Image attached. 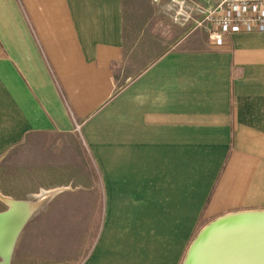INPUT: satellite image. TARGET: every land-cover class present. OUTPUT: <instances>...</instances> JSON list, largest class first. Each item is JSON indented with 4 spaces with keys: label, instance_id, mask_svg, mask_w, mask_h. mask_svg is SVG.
<instances>
[{
    "label": "crops",
    "instance_id": "obj_1",
    "mask_svg": "<svg viewBox=\"0 0 264 264\" xmlns=\"http://www.w3.org/2000/svg\"><path fill=\"white\" fill-rule=\"evenodd\" d=\"M153 1L0 0V201L45 211L37 264H182L203 223L264 211V32L154 51Z\"/></svg>",
    "mask_w": 264,
    "mask_h": 264
},
{
    "label": "water",
    "instance_id": "obj_2",
    "mask_svg": "<svg viewBox=\"0 0 264 264\" xmlns=\"http://www.w3.org/2000/svg\"><path fill=\"white\" fill-rule=\"evenodd\" d=\"M14 210L0 213V264L11 256L33 210L16 202ZM185 264H264V211L234 213L213 221L193 242Z\"/></svg>",
    "mask_w": 264,
    "mask_h": 264
},
{
    "label": "rangeland",
    "instance_id": "obj_3",
    "mask_svg": "<svg viewBox=\"0 0 264 264\" xmlns=\"http://www.w3.org/2000/svg\"><path fill=\"white\" fill-rule=\"evenodd\" d=\"M160 4L163 5L167 3H160ZM153 5H155L156 7L154 9L155 16L159 20L158 26L156 28V35H154V40L152 42V45L154 46L153 49L154 51L156 49H159L158 51L160 52L162 49L168 51V50H178V49L205 50L208 48V45L210 44V39L204 30L191 31V28L181 29L173 24L170 17L161 9L157 0L153 1ZM16 202L30 203L31 200L28 201L17 200ZM7 210L8 208L6 209L3 202L0 201V213L6 212ZM39 214L40 212H37L34 217L32 215V218L36 219L39 216H43L45 214V211L41 212L40 215ZM88 223L89 225L86 228L84 227L76 228L74 230L73 235L69 234L71 229H68L67 231L65 229H61L60 232H58L57 230L51 231V232L57 231V233L64 232L62 237L57 236L56 234V240L54 242L57 245L56 249L58 250L55 251L57 254L55 258L51 259L52 261L55 260V262H64L70 257L69 255L72 252L73 255L77 254V257L81 258V256L82 257L84 256L86 250H88L94 243L100 228L99 227L100 222L98 221L97 217L91 219ZM210 224L212 223L203 226L204 225L203 223L202 227L197 231L196 237L192 241L182 264L186 263V260L188 258V253L192 247L193 242L196 240L198 235ZM26 225L24 226V228L26 227ZM31 225L32 223L29 224L25 232H23L24 228L20 232L11 256L10 264H37L38 261L34 260V258L36 257L34 253L35 250L34 247L38 246V244L41 243V246L45 245L48 248V250L51 248V247L49 248V245L51 244L49 243L48 225H46L45 227L43 226L34 227V231L28 236L29 237L28 240L27 238L25 239V242L24 240H22V238L28 233L29 229L32 227ZM27 242L28 245L26 244ZM23 246H26V249H24ZM70 249L71 251H69ZM42 250L47 251V249L45 248H42ZM50 251L53 252V250ZM66 254L67 256H65Z\"/></svg>",
    "mask_w": 264,
    "mask_h": 264
},
{
    "label": "built area",
    "instance_id": "obj_4",
    "mask_svg": "<svg viewBox=\"0 0 264 264\" xmlns=\"http://www.w3.org/2000/svg\"><path fill=\"white\" fill-rule=\"evenodd\" d=\"M256 3L264 1L219 0L216 6H204L197 0H170L160 7L175 26L204 30L211 41L219 42L232 34L264 32V10L255 9Z\"/></svg>",
    "mask_w": 264,
    "mask_h": 264
},
{
    "label": "bare ground",
    "instance_id": "obj_5",
    "mask_svg": "<svg viewBox=\"0 0 264 264\" xmlns=\"http://www.w3.org/2000/svg\"><path fill=\"white\" fill-rule=\"evenodd\" d=\"M16 207H17V203H14V201H9L8 208L10 210H14V209H16Z\"/></svg>",
    "mask_w": 264,
    "mask_h": 264
},
{
    "label": "flooded vegetation",
    "instance_id": "obj_6",
    "mask_svg": "<svg viewBox=\"0 0 264 264\" xmlns=\"http://www.w3.org/2000/svg\"><path fill=\"white\" fill-rule=\"evenodd\" d=\"M0 261H1V259H0Z\"/></svg>",
    "mask_w": 264,
    "mask_h": 264
}]
</instances>
